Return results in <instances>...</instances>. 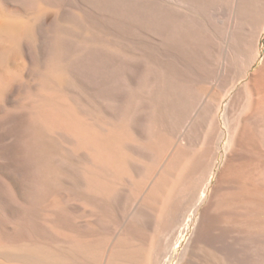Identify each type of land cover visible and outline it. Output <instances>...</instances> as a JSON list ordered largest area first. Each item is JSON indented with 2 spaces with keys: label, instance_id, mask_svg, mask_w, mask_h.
<instances>
[{
  "label": "bare ground",
  "instance_id": "bare-ground-1",
  "mask_svg": "<svg viewBox=\"0 0 264 264\" xmlns=\"http://www.w3.org/2000/svg\"><path fill=\"white\" fill-rule=\"evenodd\" d=\"M21 1L0 264H264V0Z\"/></svg>",
  "mask_w": 264,
  "mask_h": 264
},
{
  "label": "rangeland",
  "instance_id": "rangeland-1",
  "mask_svg": "<svg viewBox=\"0 0 264 264\" xmlns=\"http://www.w3.org/2000/svg\"><path fill=\"white\" fill-rule=\"evenodd\" d=\"M20 1L21 0H11V3L12 4L16 3L18 6H21L20 4H18V3H22V1L21 2ZM71 1L72 0H66L67 3H71ZM30 62H28V64L26 65V68L28 69L29 73L30 72L32 73V75L29 76L28 75L29 73H28L27 69L25 68V71H26L25 73L27 74L26 80L28 79V81H32L35 78V75L33 74V72H34V68H37L36 62H33V61L31 63ZM13 64H14V66H12ZM19 66H20L19 61H13V59H11V62H10V64H8V67H6V69H3L2 67H0V72H1L0 74L5 73L4 71H6V72H9V75H11V74H13L12 72H15L18 70L17 68ZM19 69H21V67ZM13 90L6 91L0 95V115L2 114V111L4 109L3 106L11 107L15 104V101L18 100L19 91L16 90V92H15V90L14 91ZM4 126H2V124H0V153H1L0 154V175L5 174V175L9 176L12 172V167H10L9 147H10V142H11L13 137L11 136L12 134H10L11 130L6 129ZM2 207H3V204L1 203L0 204V211L3 210ZM4 212H6V211H4Z\"/></svg>",
  "mask_w": 264,
  "mask_h": 264
}]
</instances>
